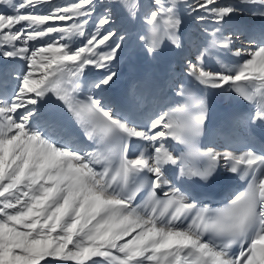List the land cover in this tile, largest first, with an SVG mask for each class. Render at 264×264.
I'll return each mask as SVG.
<instances>
[{
  "label": "snow or ice",
  "instance_id": "1",
  "mask_svg": "<svg viewBox=\"0 0 264 264\" xmlns=\"http://www.w3.org/2000/svg\"><path fill=\"white\" fill-rule=\"evenodd\" d=\"M150 7L148 36L140 37L150 54L165 42L187 46L185 8L194 21L205 14L213 20L216 27L197 38L188 75L255 105L237 122L249 139L259 133L260 149L202 151L208 100L183 85L177 95L187 103L147 125L113 110L106 93L126 41L116 10L135 20L138 0H0V57L25 62L0 83V264H264V28L233 25L245 13L264 21V0H152ZM43 37L50 38L29 43ZM241 37L248 47L236 43ZM222 54L237 59L226 63ZM214 57L221 70L205 66ZM88 68L98 75L81 99ZM53 97L82 136L46 111ZM133 139L147 141L151 151L130 155ZM169 166L185 182L208 185L223 168L246 183L225 207H202L174 182Z\"/></svg>",
  "mask_w": 264,
  "mask_h": 264
},
{
  "label": "rangeland",
  "instance_id": "2",
  "mask_svg": "<svg viewBox=\"0 0 264 264\" xmlns=\"http://www.w3.org/2000/svg\"><path fill=\"white\" fill-rule=\"evenodd\" d=\"M14 2H15V0H14ZM52 2L53 3H59V4H70V3L75 2V0H52ZM138 2L141 5V9L138 13L137 19H135V20H130L127 17L126 12H124L123 10H121V9L116 10L117 14H118V19H117V24L115 26L118 28V30L123 31L125 33V36H126L125 46H122V49H121V60H120V63L117 67V72H118V78L125 80L128 84L134 83L133 89H134V87L137 86V88H135V91H133V93H132V98L134 100V103H136V102L138 103V101L140 102V100H142L144 98V95H145L144 90H142L139 87V85L145 84V83L147 84V86L148 85L151 86L153 83V85L151 87H154V85H155L156 89L154 87L153 92L148 95V98L150 100L149 105L147 103H145V104L141 103V106L146 108L147 114L153 112V110H154L153 116H156V115L160 114L159 113L160 107L173 109L174 104H175L174 102H176L178 100V99L174 98L175 97V91L181 85L182 82H181V78L179 76L180 70L178 69V67L175 64H177L178 60H180V59H182L183 61H187V62L189 60H192V62H196V56H197L196 43H198L197 38L201 36V30L205 27H207L209 30H211L214 27H216V25L214 24L213 20L207 14H205L206 18L203 22L194 21L192 19V16H194L196 14L190 13V10L185 8L184 9L185 19L190 20L189 21L190 26H189V29L187 30L188 35L186 37H184V40H185L187 46L183 49H177V48H175V46L172 47L173 48V55L170 57L171 58V77H172V79L167 82V88L160 87L161 85L157 82H153L154 81L153 79H151V80L148 79V80H150L151 83L149 81L138 82L136 80V75H137V71L140 69V66L143 64V61L149 59V62L151 64L150 71L152 72V74H157V71H158L159 65H160L159 63H160L163 55L168 54V53L163 52V46L166 45V42L164 43V45L161 47V49L158 52L150 54L147 50V44L145 43V41L140 39L141 36H145V37L148 36L149 25H147V23L145 22L144 16H145V13L147 11L151 10L150 6L152 5V0H138ZM195 2H196V0H189V3H195ZM218 3H221V4L239 3V0H218ZM4 10L5 9L0 8V11H4ZM255 21H257V22L254 23ZM260 21L264 25V21H262L260 18L253 17V16L245 13V14L241 15L240 17H238L237 20H235L233 22V25L238 26L241 29H246L247 27L250 28V26H252V25L259 24L258 22H260ZM49 23L70 24L71 21H65V22L50 21ZM16 27H19V25H17ZM59 35H60L59 33L50 34V36H59ZM45 38H47V40H48L50 37H43V38H40L34 42L30 41L29 43L30 44H40V43H42V41L44 42ZM82 39L83 38H74V40H76L77 42L79 40H82ZM47 40H45V41H47ZM236 43L238 45H242L243 47H248V45H247V43L243 37H241L240 40L236 41ZM0 50H2V49H0ZM145 57H147V58L144 60ZM220 59H222L226 63L229 62L228 60H225L223 58V55L220 57ZM3 61H6V59L0 57V62L2 64H4ZM13 61H15L17 65H19L18 69H20V70H22L25 67V62L23 60H13ZM204 63H205V66L211 71L221 70V66L217 62V58H215V57L212 59H206ZM9 67H11V70L9 69L10 71L9 70L8 71L13 72L14 69H12V65ZM88 69L92 70L93 71L92 73H97L95 70H93L91 68H88ZM88 69H86V70H88ZM5 70H7V69H5ZM122 70H124V71H122ZM84 77L88 79V75H86ZM168 85H169V91L170 90L172 91L170 93H168V91H167ZM198 85H200V84H198ZM202 87L204 89V86H202ZM162 92H163V94H162ZM164 92H166V94ZM208 92L210 93L209 95L211 98H213L216 101L223 102V103H228L233 98V96H231L233 92H230V91L225 92L224 90L208 89ZM167 93L171 97L168 99L169 101L167 100L166 103L162 104L161 100L163 98H166V96H168ZM150 97H152V99ZM151 102H152V104H151ZM147 108H149V109L151 108V109L149 110ZM142 111H143V109H142ZM135 116H137V115H135ZM149 118H145V114H141V115L139 114L136 118V121L142 122L143 125H147ZM213 140H219V142L222 143V139L220 138L219 134L216 133V131L214 133H212L210 136L211 147L216 146L218 143L217 141H213ZM212 148L214 149V147H212ZM148 150L151 151L149 144H148ZM216 151H229V150H227V148L223 144V146L220 147V150H216ZM41 264H46V262L42 261Z\"/></svg>",
  "mask_w": 264,
  "mask_h": 264
},
{
  "label": "bare ground",
  "instance_id": "3",
  "mask_svg": "<svg viewBox=\"0 0 264 264\" xmlns=\"http://www.w3.org/2000/svg\"><path fill=\"white\" fill-rule=\"evenodd\" d=\"M186 20V22H188V21H190V20H188V19H185ZM188 20V21H187ZM257 21H255L254 23H256ZM241 23V22H240ZM259 24H256V25H252V26H250V28H257L258 30L260 29V28H264L263 26V23L260 21V22H258ZM248 28V27H247ZM246 28V29H247ZM189 28L187 27L186 28V31L188 30ZM45 40H47V38H45L44 39V42H45ZM43 42V41H42ZM173 45H171V44H169L168 42H166V45H164L163 46V52L164 53H168V54H164L163 55V57H162V59H161V64L164 62V61H169V60H171V56L173 55ZM222 55H226V54H222ZM230 56V55H229ZM7 63V62H6ZM4 64L2 67H0V73L2 74V75H4L5 73H7V72H9V71H4L5 70V68H7V66H8V64ZM160 64V63H159ZM187 64H188V62L187 61H183L182 59H180V60H178V63L177 64H175L177 67H178V69L180 70V73H179V76H180V78H181V85H183L184 86V88L185 89H188V90H193L194 92H195V94L197 95V96H204V97H206L207 98V100H208V105H209V110H208V113H209V111L211 110V109H213V103L209 100V92H208V89H206V88H204L203 89V87L201 86V85H198V82H196L191 76H189L188 75V70H187ZM142 66V65H141ZM19 68V65H17V64H15V67H13L12 69H14L13 70V72H16V71H19L20 69H18ZM147 69H149L148 67H142L141 68V70L139 69L138 70V72H137V80L138 81H140V79H142L143 77L145 78V82L146 81H149L150 82V80L151 79H153L154 81L153 82H158V83H160V87H163V88H167V82L168 81H164L161 77H159L158 75H156V74H152V72H151V74L147 77V79H146V77L144 76V73H145V71L147 70ZM93 71L92 70H90V69H88V70H86L85 71V76L86 75H90L89 76V81H90V78H93V77H95V74H93V75H91V73H92ZM0 78H1V80H0V83H2L3 82V76H0ZM85 78V77H84ZM148 79H150V80H148ZM170 79H172V78H170ZM121 82H125L124 80H118V82H117V84L115 85V86H117V85H119V88L121 87ZM148 82V83H149ZM14 83H15V81H11V82H8V90H9V94L11 93V90L15 87L14 86ZM151 83V82H150ZM133 84L134 83H132V88H133ZM156 84V83H155ZM152 85H153V83H152ZM151 85V86H152ZM180 85V86H181ZM151 86H147V84L145 83V84H141V85H139V87L142 89V90H144V92H145V95H144V98L142 99V100H140V102L138 101V103L136 102L135 104H132V110H131V113L135 116V115H141V114H145V118H149V117H153V112H154V110H153V112H151V113H146V108H144V107H142L141 106V103L142 104H145V103H147L148 105H149V102H150V100H149V98H148V95L150 94V93H152L153 92V90H154V87H155V85H154V87H151ZM180 86L176 89V91H175V99H177V98H180L181 100L180 101H176V102H174L175 104H174V108H176L177 106H182L183 104H185V103H187V97H184V96H180V95H177V93H178V91H179V89H180ZM130 87V86H129ZM135 88H137V86L136 87H134V89H133V91H135ZM140 89V90H141ZM155 89H156V87H155ZM113 90H116V89H113L112 87H111V89L108 91V92H111L112 94H113ZM129 90V89H128ZM139 91V90H138ZM161 91V90H160ZM168 93H170V92H172L171 90L169 91V85H168ZM165 94H166V92H164ZM167 93V94H168ZM87 94H88V92H87ZM162 94H163V92H162ZM231 95V94H230ZM131 96V95H130ZM146 96V97H145ZM153 96V95H152ZM231 96H233V98H232V100L233 101H231V102H234L233 104H234V107H236V106H239V105H242L243 104V100L240 98V97H238L237 95H235L234 93H232V95ZM106 98L108 99L109 97H107L106 96ZM141 98V97H140ZM151 99H152V97H150ZM168 98H169V94H168V96H166V98H163L162 100H161V103L163 104V103H165V102H167V100H168ZM169 101V100H168ZM171 101V100H170ZM173 101V100H172ZM159 103V102H158ZM111 104V103H110ZM151 104H152V102H151ZM161 104V105H162ZM171 104V103H170ZM159 105V104H158ZM157 105V106H158ZM147 106V105H146ZM170 106V105H169ZM111 107L113 108V110L114 111H116V112H118L117 111V107L116 106H114V105H112L111 104ZM173 107V106H172ZM234 107H231V108H234ZM173 108V109H174ZM142 109H143V111H142ZM147 109H149V108H147ZM151 109V108H150ZM149 109V110H150ZM169 110H171L170 108H165V107H160V111H159V113L161 114V113H164V112H168ZM152 111V110H151ZM148 112V111H147ZM118 113H120V112H118ZM122 114V113H121ZM137 116H135V118H137ZM157 116V115H156ZM138 124H141V125H143L142 124V122H137ZM225 124H227V123H225ZM224 126H226L227 128H229V127H232V123H228V125H224ZM236 126H238V128H234V131L232 130V132L228 135V136H226L225 138L226 139H224L223 137H222V143H220L219 142V140H213V141H217L218 143H217V145L216 146H212V147H214V149L215 150H220V147L221 146H223V144L225 145V142H226V140H229V141H231V140H235V139H241V137H243V136H245L244 135V132H243V127H242V125H240V124H238V125H236ZM238 129V132L236 133L235 131ZM226 132V131H225ZM225 132H222L221 133V135L223 136V133L224 134H226ZM241 136V137H240ZM249 139V138H248ZM248 141V140H247ZM250 141L251 140H249L248 141V147H253L254 149H255V147L258 145V144H256V143H253L252 141H251V143H250ZM166 143L170 146V147H173V144H171V140H169V141H166ZM137 144H138V140H136V139H133L132 141H131V145H133V148L129 151V154L130 155H132L133 153H136V154H138V151H137ZM211 147V145L209 146V148H212ZM170 168H172V174H171V177L173 176V173H174V169H173V167L172 166H169Z\"/></svg>",
  "mask_w": 264,
  "mask_h": 264
}]
</instances>
